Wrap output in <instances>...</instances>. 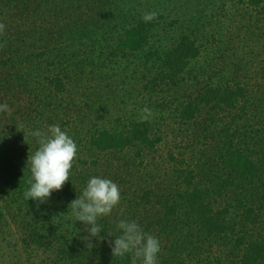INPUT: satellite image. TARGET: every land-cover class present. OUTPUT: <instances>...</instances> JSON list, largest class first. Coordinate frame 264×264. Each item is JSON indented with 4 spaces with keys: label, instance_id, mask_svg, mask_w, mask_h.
<instances>
[{
    "label": "trees",
    "instance_id": "obj_1",
    "mask_svg": "<svg viewBox=\"0 0 264 264\" xmlns=\"http://www.w3.org/2000/svg\"><path fill=\"white\" fill-rule=\"evenodd\" d=\"M131 2L0 0V23L6 26L0 34V90L7 92L8 98L16 99L28 92V127L32 131L37 128L44 131L48 117L46 104L54 97L53 93L65 91V79L81 85L86 79L99 76L107 63L135 56L150 45L154 30L159 26L158 18L146 22L143 14L134 11V6L129 8ZM249 2L259 6L264 0ZM201 53L196 39L183 33L159 57L157 50L147 55L148 60L160 59L166 84L185 91L188 99L181 103L179 118L185 127L194 130L193 137L198 139L201 135L206 140L205 149L199 150L198 162L203 160L202 166L199 163L197 168L191 165L176 168V178L171 177L169 185L164 183L158 188L161 194L156 196L162 200V207L155 218L159 229L155 237L161 248L157 264H213L215 257L208 251V245L212 247L215 242L230 246L229 253L216 256L217 264H264V233L256 232L257 223L262 219L260 215L264 214V104L246 105L243 99L247 90L240 84H204L201 74L190 68ZM192 75L199 86H182ZM102 93L96 92V96L89 98L93 103L102 102L105 99ZM81 103L77 118L82 117L85 122L84 118L90 119L94 111H90V102ZM30 106H33L32 111ZM212 112H223L224 119L232 117L218 125ZM204 114L209 117L201 121ZM63 122L61 125L66 124ZM197 128L202 134L197 133ZM159 133L148 120L132 121L115 130L95 129L87 135L86 142L90 149L110 154L112 167L114 159L120 158L130 147H136L139 154L146 148L154 149L162 141ZM32 140L39 147L38 138ZM171 158L180 166L185 162L174 155ZM80 179L83 182L78 187L82 193L88 175ZM150 193L153 191L148 189L143 196L140 193L132 199L135 202L131 207H136V212L142 216L144 202H153ZM221 201H237L243 212L241 216L250 226L229 216L231 206L216 209L215 205ZM36 205L28 200L30 212L34 210L41 216L43 209ZM119 207L115 206L112 212ZM255 207L261 213H257ZM242 226L247 230L239 232ZM28 232L34 243H43L44 236L37 227ZM207 251L206 259L201 258ZM132 259L130 253L113 257L111 252L110 259L104 263L132 264Z\"/></svg>",
    "mask_w": 264,
    "mask_h": 264
},
{
    "label": "rangeland",
    "instance_id": "obj_2",
    "mask_svg": "<svg viewBox=\"0 0 264 264\" xmlns=\"http://www.w3.org/2000/svg\"><path fill=\"white\" fill-rule=\"evenodd\" d=\"M131 3L129 8L134 6L137 13H157L159 26L145 51L107 63L99 76L85 78L81 85L65 79V91L53 93L54 101L51 99L52 104H46L48 117L43 130L50 125L60 126L76 143L77 156L69 180L61 190L53 191L44 202L28 199L37 204V208L41 206V216L34 210L30 212L24 196L31 179L28 156L38 148L32 140L33 131L28 127V92L21 93L16 99L8 98V93L0 90V104L6 103L10 109V112H0V264H106L112 252L109 241L114 242L115 237L121 235L117 228L120 220H134L145 233L155 237L159 231L155 218L160 215L162 207V200L156 196L161 194L158 188L168 184L171 177L176 178V168L187 165L197 168V164L202 166L204 163L198 161L199 150L205 149L206 140L201 135L198 139L193 137L194 130L185 127L179 118L181 103L188 99L186 93L163 81L158 58L183 33L190 34L201 47V55L190 68L201 74L204 84H240L247 90L246 99H243L246 105L264 104V2L259 6L251 5L249 0H132ZM155 50L158 57L148 60L147 55ZM192 77L189 76L182 86L198 87ZM101 91L105 99L93 103L89 97ZM82 101L90 102V111H94L90 119L84 118L85 122L82 117L77 118ZM144 107L152 110L153 115L148 121L162 136V141L154 149L146 148L139 154L136 147H130L120 158L114 159L111 167L110 154L89 148L86 140L95 129L107 127L115 130L129 122L140 121ZM212 114L218 125L232 117L224 119L226 114L223 112ZM206 117L209 116L204 114L199 119L204 121ZM240 120L244 123L243 119ZM63 121L67 125H61ZM185 128L189 129L188 132ZM196 131L201 133L198 128ZM171 155L185 162L180 166ZM82 175H88V180L93 176L110 179L120 189L117 207H121L97 219L101 232L92 238L94 247L91 249L82 239L89 235L85 231L89 226L75 221L69 206L82 194L78 187L83 182ZM148 189L153 191L150 193L153 202H144L142 216L136 212V207H131L135 202L132 199L140 193L143 196ZM230 203L221 201L215 208L231 206L229 216L246 224L248 221L241 216L243 212L238 202ZM56 209L59 210L57 216ZM255 210L261 213L257 207ZM260 216L262 219L257 223L256 232L262 234L264 214ZM36 227L44 236L41 245L30 240L28 231ZM246 230L242 226L239 232ZM213 245H208V251H212L215 257L212 262L217 264L216 256L229 253L230 246L227 248L219 242ZM208 251L201 258L206 259Z\"/></svg>",
    "mask_w": 264,
    "mask_h": 264
},
{
    "label": "clouds",
    "instance_id": "obj_3",
    "mask_svg": "<svg viewBox=\"0 0 264 264\" xmlns=\"http://www.w3.org/2000/svg\"><path fill=\"white\" fill-rule=\"evenodd\" d=\"M156 16L155 12L145 13L143 19L150 22ZM5 27L0 23V34ZM0 112H10L9 106L6 103L0 104ZM152 115V110L144 107L139 120L144 122ZM31 135L38 138L39 147L28 156L27 166H30L31 179L24 196L27 200L32 198L44 202L53 191L61 190L69 180V173L77 156V145L58 125H50L46 131H33ZM119 202L118 185L110 179L97 176L91 177L82 194L70 202L75 221L79 220L89 226L85 229L89 235L82 237L86 247H94L91 240L101 232L97 219L110 215ZM117 228L121 230V235L115 237L114 242L109 241L113 257H123L130 253L133 257L132 264H157V254L161 250L158 238L145 233L134 220H120Z\"/></svg>",
    "mask_w": 264,
    "mask_h": 264
}]
</instances>
